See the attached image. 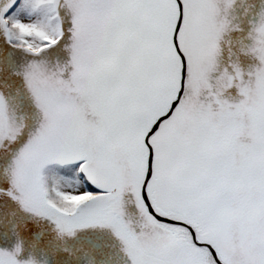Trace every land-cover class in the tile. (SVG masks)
Wrapping results in <instances>:
<instances>
[{"label":"snow or ice","instance_id":"obj_1","mask_svg":"<svg viewBox=\"0 0 264 264\" xmlns=\"http://www.w3.org/2000/svg\"><path fill=\"white\" fill-rule=\"evenodd\" d=\"M0 264H264V0H0Z\"/></svg>","mask_w":264,"mask_h":264}]
</instances>
